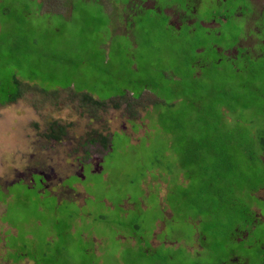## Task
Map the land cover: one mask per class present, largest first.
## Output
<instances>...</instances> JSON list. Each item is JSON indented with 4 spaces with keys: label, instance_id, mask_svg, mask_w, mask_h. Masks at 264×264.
<instances>
[{
    "label": "rangeland",
    "instance_id": "374dc122",
    "mask_svg": "<svg viewBox=\"0 0 264 264\" xmlns=\"http://www.w3.org/2000/svg\"><path fill=\"white\" fill-rule=\"evenodd\" d=\"M40 1L0 0V82H19L0 104V264L62 236L72 264H261L264 185L259 206L242 192L264 181V0ZM233 61L261 67L239 79ZM233 195L259 221L235 242Z\"/></svg>",
    "mask_w": 264,
    "mask_h": 264
},
{
    "label": "trees",
    "instance_id": "16d2710c",
    "mask_svg": "<svg viewBox=\"0 0 264 264\" xmlns=\"http://www.w3.org/2000/svg\"><path fill=\"white\" fill-rule=\"evenodd\" d=\"M65 1H68V0H65ZM224 51H226V50L216 52V53L218 56L224 57V59H225L226 56L224 54ZM227 60H232V59L227 58ZM196 65L197 64L195 63L194 66H196ZM230 65L233 68L232 72L235 73V75H237V77L239 79H241L243 77V75L247 76L249 73L253 74L255 72H259V69L261 67L256 62L250 63V65L245 66V68H240L239 66L234 67V61ZM215 71H217V70L215 69ZM215 71H212V73H216ZM195 72H194V76H195L194 80H196V78L200 76V73L195 74ZM191 75H193V73H191ZM256 77H255V79H256ZM13 81H14V84H10V83L5 84V83L0 82V104H6L8 102H11L18 96L19 82H18V80H16L15 77H14ZM244 82H247V84L249 83L248 81H244ZM257 82L264 84V80L262 78H260ZM247 84L244 86L247 87ZM174 92L175 91H173V93ZM72 98L78 99L79 101H81L83 103L86 102L87 104H92L93 106H98V107H102V106L108 104L107 103L108 101L100 102V101L94 99L92 96H89L86 94H79L77 96L73 95ZM110 101L119 102V101H124V100L112 99ZM117 104L118 103L113 104L115 108L118 107ZM176 126L178 127L177 124H175V127ZM55 129H57V131H55ZM50 130H51V133H60L63 135V127L59 126L55 123H53L51 125ZM244 131H246V130H244ZM246 133H248V136H250V134L253 135L252 132H250V131H246ZM55 137L59 138L60 136H55ZM232 139H233V137L230 140H228V142L226 144L227 147H232V149H236V150H239V149L241 150L242 147H246L243 145V143L241 141L236 142L235 140H233V142H232ZM258 139L256 138V136H254L253 140L256 141V145L259 149V154H257V155H261L264 153V137H261V138L259 137ZM100 140H101L102 145H104L105 149L110 145V141H109V145H108V138L107 137H101ZM211 141H214V139H212ZM194 143H196L198 146H201V144H210V141H207L206 143H200V142L195 141ZM204 146H206V145H204ZM206 147L209 149L208 146H206ZM185 150H187L189 152V154L191 155L190 156L191 158L194 155H196V153L192 152L193 150L190 148H186ZM249 155L257 156L256 153H251ZM262 164H263V161H262ZM263 168H264V166H263ZM263 185H264V181L261 182L259 185H254V186H251L250 188L244 190L242 192V194L244 195L245 198H247V197L251 198L252 203H254L253 200L259 202V203H255L256 205L259 206L261 202L253 197V193H256L258 191V189ZM230 200H231L230 201L231 212H230V215L228 218V223L226 225H228L227 226L228 233H229L228 239L230 241L235 242L237 239L241 240L243 238V235L246 236L248 234V232L254 230V228H256V226L258 225L259 221L255 218L254 212L250 208L251 203L247 202L243 198L240 199V197H235L234 195L230 198ZM218 204H219V202L215 206L217 207ZM172 216H173V213H172ZM215 219H216V222L218 224L219 218L216 217ZM192 220H191V222H193L194 224L198 223V225H196L197 230L195 232L197 234L198 241H201V242L204 241L205 233H206L205 229L207 228V226H205L204 224L207 222H205L204 219L203 220L200 219L199 217H196L194 221H192ZM202 226H203L204 231L202 230ZM67 229H69V226L67 227ZM136 229H137V226H133L132 232H134V230H136ZM61 242H65L64 236L59 238V241L55 242L56 249H54L53 252H51V253L50 252L48 253V250H49L48 248L47 249L45 248L46 250L44 251L43 248H41V250L38 247L33 248V244L26 245L24 243V245L18 246L19 249H15L14 252H16L17 257L14 259V261L28 259V260L32 261L34 264H72V261L66 257L62 248L60 247ZM227 242L228 241H226V243ZM250 242L255 243L256 240L250 239ZM150 248H154V246L150 245ZM93 250H94L93 248L90 249V252L92 254H94ZM256 251H257V255H259L258 260L261 261V264H264V245H262L261 248L257 249ZM7 252H9V250H7ZM11 252L13 253V251H10L9 253L11 254ZM83 252L86 253L85 250ZM84 255H86V254H84ZM83 257L84 256L80 257V261H81V258H83ZM76 264H92V263H90L87 260H83L80 263L78 261ZM259 264H260V262H259Z\"/></svg>",
    "mask_w": 264,
    "mask_h": 264
},
{
    "label": "flooded vegetation",
    "instance_id": "af4514ba",
    "mask_svg": "<svg viewBox=\"0 0 264 264\" xmlns=\"http://www.w3.org/2000/svg\"><path fill=\"white\" fill-rule=\"evenodd\" d=\"M200 2V0H191V1H188L189 2V4H191L192 6H195L196 5V3H198V2ZM55 3H57V4H59V6H57V9H58V11L59 12H61V11H65V9H67V7L65 6V5H68V12H70V10H69V2H67L65 5H62V4H60L59 3V0H52V4H55ZM249 3H250V1H249ZM191 9H192V7H191ZM169 16V15H168ZM169 18H170V16H169ZM178 18V17H177ZM188 23L186 24L187 25V27L189 28V29H193L192 28V20L190 19V20H188L187 21ZM212 22V25L214 26L215 24H216V22L214 21H211ZM213 47V46H212ZM218 49L219 48H216V50H217V52H220V50L218 51ZM239 55V54H238ZM90 170V169H89ZM103 172V171H102ZM101 172V173H102ZM40 177V176H39ZM83 178V177H82ZM43 181H41V183H42ZM43 184V183H42Z\"/></svg>",
    "mask_w": 264,
    "mask_h": 264
},
{
    "label": "crops",
    "instance_id": "0c3cea01",
    "mask_svg": "<svg viewBox=\"0 0 264 264\" xmlns=\"http://www.w3.org/2000/svg\"><path fill=\"white\" fill-rule=\"evenodd\" d=\"M63 2H64V0H59L60 4H63ZM40 4H42L43 7H45V8H50L51 10L52 9H57V6H59V4H57V3L52 4V0H43V2L40 1ZM65 6L67 7V9H65V11H67L68 10V5H65ZM69 10H70V15H72L73 10H74L73 2L69 4Z\"/></svg>",
    "mask_w": 264,
    "mask_h": 264
}]
</instances>
